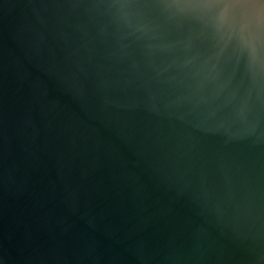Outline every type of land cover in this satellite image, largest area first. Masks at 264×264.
Masks as SVG:
<instances>
[{"label": "water", "instance_id": "water-1", "mask_svg": "<svg viewBox=\"0 0 264 264\" xmlns=\"http://www.w3.org/2000/svg\"><path fill=\"white\" fill-rule=\"evenodd\" d=\"M174 0H0V264H264V67Z\"/></svg>", "mask_w": 264, "mask_h": 264}, {"label": "clouds", "instance_id": "clouds-1", "mask_svg": "<svg viewBox=\"0 0 264 264\" xmlns=\"http://www.w3.org/2000/svg\"><path fill=\"white\" fill-rule=\"evenodd\" d=\"M170 7L197 15L217 35L235 36L252 63L264 67V0H174Z\"/></svg>", "mask_w": 264, "mask_h": 264}]
</instances>
